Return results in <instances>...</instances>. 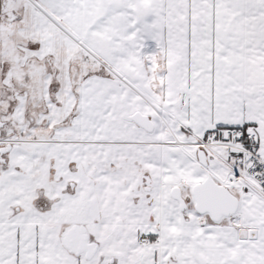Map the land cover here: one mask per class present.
<instances>
[{"label": "snow or ice", "instance_id": "obj_1", "mask_svg": "<svg viewBox=\"0 0 264 264\" xmlns=\"http://www.w3.org/2000/svg\"><path fill=\"white\" fill-rule=\"evenodd\" d=\"M0 264H264V0H0Z\"/></svg>", "mask_w": 264, "mask_h": 264}]
</instances>
